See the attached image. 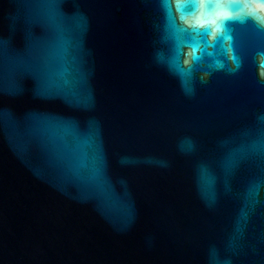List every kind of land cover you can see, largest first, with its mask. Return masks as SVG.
Here are the masks:
<instances>
[{
    "label": "water",
    "instance_id": "1",
    "mask_svg": "<svg viewBox=\"0 0 264 264\" xmlns=\"http://www.w3.org/2000/svg\"><path fill=\"white\" fill-rule=\"evenodd\" d=\"M191 8L0 0V264H264V27Z\"/></svg>",
    "mask_w": 264,
    "mask_h": 264
},
{
    "label": "clouds",
    "instance_id": "2",
    "mask_svg": "<svg viewBox=\"0 0 264 264\" xmlns=\"http://www.w3.org/2000/svg\"><path fill=\"white\" fill-rule=\"evenodd\" d=\"M220 3L222 0H193L191 14L197 18L193 20L191 27L197 31L204 29L210 36L222 34L226 31L227 23L233 20L251 19L258 26L264 27V0H235L222 10L221 15L217 16L216 9ZM201 5L204 6L202 17L199 13ZM217 68H223V64L219 61ZM257 72L264 77V52L257 54Z\"/></svg>",
    "mask_w": 264,
    "mask_h": 264
},
{
    "label": "snow or ice",
    "instance_id": "3",
    "mask_svg": "<svg viewBox=\"0 0 264 264\" xmlns=\"http://www.w3.org/2000/svg\"><path fill=\"white\" fill-rule=\"evenodd\" d=\"M188 5L191 7L193 4V0H187Z\"/></svg>",
    "mask_w": 264,
    "mask_h": 264
}]
</instances>
